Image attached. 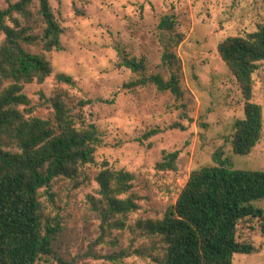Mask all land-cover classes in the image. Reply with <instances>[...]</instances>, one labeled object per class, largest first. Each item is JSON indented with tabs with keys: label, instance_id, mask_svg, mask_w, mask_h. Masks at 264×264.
Returning <instances> with one entry per match:
<instances>
[{
	"label": "rangeland",
	"instance_id": "obj_1",
	"mask_svg": "<svg viewBox=\"0 0 264 264\" xmlns=\"http://www.w3.org/2000/svg\"><path fill=\"white\" fill-rule=\"evenodd\" d=\"M17 1L0 0V10ZM50 6L63 29L61 47L44 54L52 67L49 78L23 89L35 108L31 115L51 117L49 100L60 94L72 114L97 126L101 143L95 165L74 181L57 179L41 191L45 220L59 229L49 262L61 257L74 264H165L163 246L145 224L162 218L191 171L214 165L219 148L233 169L264 171V62L253 74L251 100L262 109V137L250 154L237 155L231 140L235 122L244 118L243 99L216 52L224 39L264 23V0H50ZM166 16L177 20L174 32L159 29ZM3 39L0 33V44ZM164 55L174 57L170 68ZM131 59L144 61L142 75L125 67ZM172 72L180 98L151 84L124 87L157 74L167 81ZM59 75L72 85L59 82ZM79 101L90 104L79 108ZM174 152L176 171L157 169L163 155ZM103 162L134 178L138 209L126 217L103 221L97 211L101 197L94 176ZM254 206L264 214V199ZM252 225L253 231L241 226L240 233L260 251L235 255L233 264H264V238L257 222Z\"/></svg>",
	"mask_w": 264,
	"mask_h": 264
},
{
	"label": "trees",
	"instance_id": "obj_2",
	"mask_svg": "<svg viewBox=\"0 0 264 264\" xmlns=\"http://www.w3.org/2000/svg\"><path fill=\"white\" fill-rule=\"evenodd\" d=\"M177 28L173 16L159 23V29L167 32ZM0 33L4 35L0 44V264H74L61 257L49 262L55 256L53 243L59 229L45 220L41 191L51 189L57 179L74 181L87 166L95 165L99 131L81 113L72 114L60 94L49 100L51 117L31 115L35 108L23 89L42 85L49 78L52 67L44 54L61 47L63 29L50 0L8 3L0 10ZM181 41L179 36L175 44ZM27 47H35L37 53ZM216 52L243 99L244 118L234 124L232 151L248 155L262 137V109L251 100L253 74L264 62V23L252 33L224 39ZM173 60L172 55H164L163 65L170 68ZM124 65L132 73L145 71L143 60H126ZM57 80L72 85L70 77L59 75ZM147 84L176 98L182 96L173 72L167 81L157 74L124 87ZM88 104L79 101L77 106ZM223 156L219 148L212 155L214 165L191 171L162 218L145 224L163 246L165 264H233L235 255L260 251L242 237L240 229L244 226L253 231L256 221L264 238V214L254 206L264 199V171L233 169ZM177 157V152L164 154L157 169L176 171ZM133 180L130 173L113 170L107 162L100 165L94 182L101 197L97 211L103 221L115 215L126 217L138 209L131 193Z\"/></svg>",
	"mask_w": 264,
	"mask_h": 264
}]
</instances>
